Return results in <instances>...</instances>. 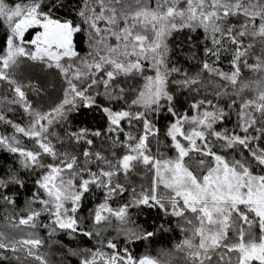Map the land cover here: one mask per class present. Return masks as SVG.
I'll use <instances>...</instances> for the list:
<instances>
[{
	"label": "snow or ice",
	"instance_id": "1",
	"mask_svg": "<svg viewBox=\"0 0 264 264\" xmlns=\"http://www.w3.org/2000/svg\"><path fill=\"white\" fill-rule=\"evenodd\" d=\"M0 27V151L14 158L0 175V264H172L129 247L155 235L132 226L140 207L176 218V264H264V0H0ZM185 30L200 33L189 68L171 43ZM29 68L60 78L46 110ZM81 107L105 124L71 128ZM21 170L36 178L18 208ZM94 190L103 199L82 216Z\"/></svg>",
	"mask_w": 264,
	"mask_h": 264
},
{
	"label": "trees",
	"instance_id": "2",
	"mask_svg": "<svg viewBox=\"0 0 264 264\" xmlns=\"http://www.w3.org/2000/svg\"><path fill=\"white\" fill-rule=\"evenodd\" d=\"M8 2L11 4L16 2V0H8ZM71 3L75 5L76 0H71ZM61 11L63 12L64 10ZM4 31L5 29L3 27H0V47H3ZM190 35L193 38V42H199L200 33H189L187 30L175 33L171 40L172 45L176 46L175 50L177 51V55L174 56L173 59H178L180 61V65L185 68L192 67L196 63L195 61L189 60V57L191 55L189 49H192L193 51L196 50L194 48V43L188 41V37ZM78 39L82 40L83 37H79ZM81 47H83V45H81ZM224 67L226 69L228 67L227 60L224 61ZM25 74L35 79L43 89V92L40 96H36L35 94L30 93V99H32L38 107L46 110L50 105L58 102L61 96V81L54 72H41L39 68H29ZM3 94L4 89L3 87H0V95ZM177 101V106L181 110H184L188 107V104L186 102V94L178 95ZM9 115L19 122H27V116L20 109H17L15 112L10 113ZM169 119L170 118L166 113L159 116L158 122L162 130L164 129ZM104 124L105 121L103 119V115L97 109H88L81 107L77 112H74L70 115V127L73 129H79L81 127L97 128ZM231 124L232 121H229L227 122L226 126L230 127ZM57 130L60 131V129ZM4 131L10 132L11 129L0 127V132ZM26 143L31 146V142L26 141ZM0 165L3 166L2 168H0V175H2L8 167L14 165V158L10 154L0 151ZM20 174L21 179L24 182V186L18 188L17 186L13 185L10 187L9 191L10 193L16 195L18 208H23L26 201L30 198L32 192L35 190L34 180L36 177L24 170H21ZM133 181L138 186L141 183V178L139 176H133ZM102 199V193H100L98 190H94L93 193L88 195L87 199L85 200L84 208L82 209L80 214L82 216H86L88 214V210L94 207L95 204L100 202ZM127 199L128 194L126 193L123 197L115 200L113 202V206L123 203ZM9 211L11 210L9 209ZM130 214L132 220L134 221V225L132 226L155 232V235L150 240L136 241L135 243L129 245L134 254L139 256L148 253L161 259H170L172 261V264H176L178 257L174 253L173 249L175 244L183 238V234L177 227L176 218L166 216L157 208L148 207L130 209ZM4 215L5 209L0 208V227L4 226V220L2 219ZM42 219L44 222H47L46 217ZM161 227L163 230H161ZM107 234L113 236L115 235V232L109 231ZM59 239L63 240L64 243L70 247H76L77 245H79L80 247H90L94 244V241H90L84 237H80L77 241H68L63 235H61ZM166 252H173V255L171 257H166L163 255ZM69 264H77V258H69Z\"/></svg>",
	"mask_w": 264,
	"mask_h": 264
},
{
	"label": "rangeland",
	"instance_id": "3",
	"mask_svg": "<svg viewBox=\"0 0 264 264\" xmlns=\"http://www.w3.org/2000/svg\"><path fill=\"white\" fill-rule=\"evenodd\" d=\"M29 38H31V37L29 36Z\"/></svg>",
	"mask_w": 264,
	"mask_h": 264
}]
</instances>
